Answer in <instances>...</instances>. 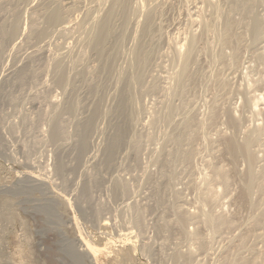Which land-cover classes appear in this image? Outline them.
<instances>
[{
	"label": "rangeland",
	"instance_id": "rangeland-1",
	"mask_svg": "<svg viewBox=\"0 0 264 264\" xmlns=\"http://www.w3.org/2000/svg\"><path fill=\"white\" fill-rule=\"evenodd\" d=\"M0 264H264V0H0Z\"/></svg>",
	"mask_w": 264,
	"mask_h": 264
},
{
	"label": "bare ground",
	"instance_id": "bare-ground-1",
	"mask_svg": "<svg viewBox=\"0 0 264 264\" xmlns=\"http://www.w3.org/2000/svg\"><path fill=\"white\" fill-rule=\"evenodd\" d=\"M115 1H116V0H115ZM28 2H29V1H28ZM111 8H112V7H111ZM56 11H57V10H56ZM58 13H59V12H58ZM55 14H57V13H55ZM14 15H15V14H14ZM52 15L54 16V13H53ZM53 16H52V17H53ZM59 16H60V14H59ZM56 17H58V16L56 15ZM56 17H55V18H56ZM55 18H53V20H56ZM16 19H17V18H16ZM50 19H51V18H50ZM53 20H51V21H53ZM12 24H13V23H12ZM104 25H105V24H103L102 27H105ZM9 26H10V25H9ZM16 26H17V25H16ZM7 28H8V27H7ZM105 28H106V27H105ZM100 30H101V29H100ZM102 30L105 31V29H103V28H102ZM18 31H19V30H18ZM108 31H109V30H108ZM3 32H4V31H3ZM13 32H14V31H13ZM101 32H103V31H101ZM101 32H100V33H101ZM9 33H10V32H9ZM105 33H106V31H105ZM103 34H104V33H103ZM15 35H16V34H15ZM104 35H105V34H104ZM99 39H100V38H99ZM97 41H98V40H97ZM98 42H99V41H98ZM98 42H96V43H98ZM90 43H91V42H90ZM96 43H95V45H97ZM100 43H101V42H100ZM103 49H104V47H103ZM83 142H84V141H83ZM249 158L251 159V156H249ZM84 246H85V245H84ZM87 246H88V245H87ZM86 249H87V248H86ZM92 249H93V248H92Z\"/></svg>",
	"mask_w": 264,
	"mask_h": 264
}]
</instances>
